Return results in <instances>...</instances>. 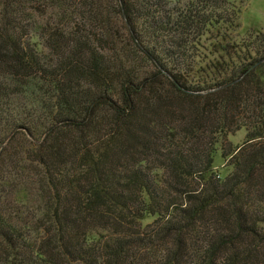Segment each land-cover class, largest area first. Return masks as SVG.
<instances>
[{
	"label": "trees",
	"instance_id": "1",
	"mask_svg": "<svg viewBox=\"0 0 264 264\" xmlns=\"http://www.w3.org/2000/svg\"><path fill=\"white\" fill-rule=\"evenodd\" d=\"M240 13L0 0V264H264V30L238 39Z\"/></svg>",
	"mask_w": 264,
	"mask_h": 264
},
{
	"label": "rangeland",
	"instance_id": "2",
	"mask_svg": "<svg viewBox=\"0 0 264 264\" xmlns=\"http://www.w3.org/2000/svg\"><path fill=\"white\" fill-rule=\"evenodd\" d=\"M241 8L240 13V27L237 33L238 39L246 37L249 33L255 32V30H264V0H236ZM119 31L122 36H125L127 30L121 24ZM126 39V38H125ZM245 137V132L241 130L235 137H232L234 143H240ZM217 165L222 166L225 163L221 159L220 155L216 157ZM223 172L226 169L220 167Z\"/></svg>",
	"mask_w": 264,
	"mask_h": 264
}]
</instances>
